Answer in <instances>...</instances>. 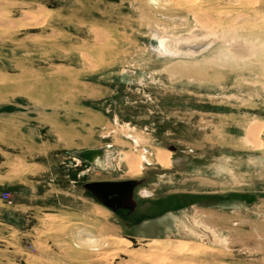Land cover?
Listing matches in <instances>:
<instances>
[{
	"label": "rangeland",
	"instance_id": "rangeland-1",
	"mask_svg": "<svg viewBox=\"0 0 264 264\" xmlns=\"http://www.w3.org/2000/svg\"><path fill=\"white\" fill-rule=\"evenodd\" d=\"M0 264H264V0H0Z\"/></svg>",
	"mask_w": 264,
	"mask_h": 264
},
{
	"label": "flooded vegetation",
	"instance_id": "flooded-vegetation-1",
	"mask_svg": "<svg viewBox=\"0 0 264 264\" xmlns=\"http://www.w3.org/2000/svg\"><path fill=\"white\" fill-rule=\"evenodd\" d=\"M107 152L108 151H105L106 154ZM141 160L142 162H148L145 157L142 158ZM139 167L142 168V166L140 165ZM104 181H116V182L127 181L125 182V184H122L116 188L118 192L117 194L114 193V195H108L106 198L107 207L110 208L112 211H114L118 216L122 217V219L123 218L125 219L127 217H131L134 219V217L136 216L135 217L136 220L138 219V216L154 217L160 213L158 208L159 206L157 205L158 203L148 200H142L136 202L135 199L132 198L134 195V189L136 185V182L134 180L125 179V180H104ZM128 192H131L130 198H127Z\"/></svg>",
	"mask_w": 264,
	"mask_h": 264
},
{
	"label": "bare ground",
	"instance_id": "bare-ground-1",
	"mask_svg": "<svg viewBox=\"0 0 264 264\" xmlns=\"http://www.w3.org/2000/svg\"><path fill=\"white\" fill-rule=\"evenodd\" d=\"M156 32H158V31H156ZM156 32L154 33V34H156ZM192 35V34H191ZM154 36V35H153ZM155 36H158V35H155ZM204 37V38H203ZM158 38V37H157ZM181 38H183V37H181ZM189 38V37H188ZM187 38V39H188ZM192 38V37H191ZM164 39V38H163ZM166 39V38H165ZM193 39V38H192ZM155 40V39H154ZM159 40H160V38H159ZM158 40V43L160 42ZM168 40V39H167ZM211 40V39H210ZM209 40V38H206V36L205 35H202V37H195V39H194V41L193 42H191L190 44H187V46H185V45H183V44H185L183 41H181V43L182 44H179V45H177L178 43H180V42H178L177 44H176V46H174V48H173V50L171 51V52H169V54L171 55V54H176V53H182L183 52V54H185L186 52H188L189 53V51L190 52H192V51H194V52H199L200 50H202V49H204V48H206L210 43H211V41ZM165 41V40H164ZM187 41V40H186ZM185 41V42H186ZM165 43V42H164ZM167 44H168V42H167ZM167 44H165V45H167ZM172 44V43H171ZM164 45V46H165ZM158 46V45H157ZM172 46V45H171ZM170 47V46H169ZM154 49V48H153ZM170 49V48H169ZM169 51V50H168ZM188 53L187 54H185V55H187L188 56ZM159 54H162L163 55V53L162 52H159ZM196 54V53H195ZM192 55H193V53H192ZM105 148L104 147H100V148H92V149H85V150H79V151H73V154L74 155H80L83 159H88L90 162H91V164L90 165H93V166H95V167H98V166H101V165H105L103 162V160H104V158H105ZM90 152V153H89ZM89 153V154H88ZM76 155V156H77ZM123 155V154H122ZM166 155V153H165V151L163 152L162 150H158L157 149V151H156V153H155V155L153 156L154 157V160L157 162V164H159V165H161V166H165V165H167L166 164V162H165V156ZM125 156V155H124ZM122 156V160H124L123 162L125 163V165H126V167H127V169L129 170V171H131V172H135L136 171V169L139 167V165H140V162H139V159L138 158H136L135 157V160L134 161H132L131 160V158L130 157H128V156ZM80 158V157H79ZM81 159V158H80ZM86 161V160H85ZM104 169V168H103ZM121 240H122V242H128V241H126V239L124 238H121Z\"/></svg>",
	"mask_w": 264,
	"mask_h": 264
},
{
	"label": "water",
	"instance_id": "water-1",
	"mask_svg": "<svg viewBox=\"0 0 264 264\" xmlns=\"http://www.w3.org/2000/svg\"><path fill=\"white\" fill-rule=\"evenodd\" d=\"M90 153V152H89ZM88 153V154H89ZM77 155V154H76ZM81 159H83L80 155H77ZM86 160L88 163L91 164V162L88 159H83ZM127 181L123 182H116V181H91V182H86L82 186L86 190L90 191L92 196L99 201L102 204H106V198L108 195H114V193H118L116 188L119 187L122 184H125ZM131 197V192L127 193V198Z\"/></svg>",
	"mask_w": 264,
	"mask_h": 264
},
{
	"label": "built area",
	"instance_id": "built-area-1",
	"mask_svg": "<svg viewBox=\"0 0 264 264\" xmlns=\"http://www.w3.org/2000/svg\"><path fill=\"white\" fill-rule=\"evenodd\" d=\"M6 195H3V197L5 198Z\"/></svg>",
	"mask_w": 264,
	"mask_h": 264
}]
</instances>
